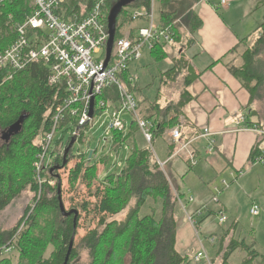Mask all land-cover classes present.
Segmentation results:
<instances>
[{
    "label": "trees",
    "instance_id": "trees-1",
    "mask_svg": "<svg viewBox=\"0 0 264 264\" xmlns=\"http://www.w3.org/2000/svg\"><path fill=\"white\" fill-rule=\"evenodd\" d=\"M0 1V51H3L16 40L18 24L23 23L31 14L32 0ZM97 1L99 0H65L61 14H64L63 17L67 21L72 20L74 15L83 14L84 17ZM105 1L104 21L108 27L109 14L119 0ZM201 1L203 0H156L160 8L159 23L163 27H170L178 21L181 23L175 28L179 61L160 75V85H163L165 90L178 83L179 79H184L177 102L165 100L164 103V91L161 92L160 89L155 99L151 100L144 96V89H140L138 83L131 87L126 81L127 73L122 75L129 91L138 99L140 115L153 124V143L164 137L168 131L182 125L185 109L194 99L189 88L199 75L193 65L183 59L186 47H181L183 36L180 31L184 27L194 33L202 27V21L195 12V6ZM256 2V6H264V0ZM150 6L151 0H135L122 10L116 21L115 40L122 37L127 28L135 26L131 17L132 11H148ZM257 33L258 38L252 46H247L249 40L245 39L233 50L237 52L244 47L240 56L241 65L230 66L233 76L250 94L251 103L260 99L259 92L264 87V22L258 27ZM186 43L191 49L192 42L189 40ZM170 51L161 46L152 51L150 56L158 63L168 59ZM182 70L184 76L180 78ZM49 73V68L34 64L13 74L10 79L7 70H0V130L2 133L9 131L22 116L27 117L21 132L0 147V215L24 192L31 191L34 194L33 205L28 206L18 225L12 229L0 230V264H65L70 242L74 235L76 238L79 219L75 224L74 215L63 216L60 209L59 185L56 189L48 185L41 188L35 180L34 164L40 151L36 141L51 130L55 108L65 95L63 86L49 85ZM149 87L150 85L146 86ZM100 99L118 102L116 88L111 87L104 91ZM254 114L251 110L250 115ZM245 126L255 125L249 119ZM137 132L139 129L135 122L131 124L127 134L114 132L111 150L121 154L125 146L130 149L125 165L118 173L106 175L105 180L101 181L103 187L97 188L91 194L94 202L86 200L79 205L84 213H92L98 219L97 228L90 230L81 241L89 252L90 262L87 264H190L191 259L181 255L176 249L179 205L176 193L166 171L158 164L153 150L150 147H137ZM83 140L84 138L80 139V143H83ZM176 151L177 145H171L170 157ZM257 151L255 149L251 154L253 165L256 164L255 158L259 156ZM96 153L94 152V156ZM70 154L67 165L73 157L72 151ZM81 158L82 162L76 164L70 172V186L73 187L76 181L81 179L92 189L94 181L98 180L97 165L88 162L89 154ZM106 161V157L102 158V162ZM63 162L64 159L60 157L55 167H61ZM56 174L57 172H54L43 176L53 178ZM47 190H54L52 198L48 197ZM151 200L155 208H151V213L143 216L142 209ZM157 206L160 207V214H157ZM199 224L200 221L196 231L199 230ZM50 246L54 248L46 256ZM239 248L248 253L245 264H254L256 261L264 264V256L254 247L240 241H232L229 244L223 255V264H226L232 253ZM77 257L78 252L74 244L68 264H76L74 261Z\"/></svg>",
    "mask_w": 264,
    "mask_h": 264
},
{
    "label": "built area",
    "instance_id": "built-area-1",
    "mask_svg": "<svg viewBox=\"0 0 264 264\" xmlns=\"http://www.w3.org/2000/svg\"><path fill=\"white\" fill-rule=\"evenodd\" d=\"M64 1L32 0V12L23 23L18 24L16 40L10 47L0 51V70H7L10 79L13 74L23 71L29 65H43L50 70L49 85L64 87L65 95L55 108L51 119V130L45 133L39 142L40 151L34 166L35 180L41 188L45 185L55 188L57 178H45L43 175L51 173L59 156L64 155L65 149L73 137H76V143L84 138L85 130L94 123L98 116L97 113L100 111L102 112L99 116H103L109 108L114 109L105 133L106 142L110 143V150L114 132L125 134L129 132L130 126L128 127V123L122 119L124 114H130L133 117V122L136 123L144 140L153 149V124L140 115L138 99L129 91L126 81L130 83L131 87L138 83L139 77L131 71V67L145 57V52L151 53L161 46L167 49H177L175 28L181 24L178 21L170 27H163L155 19L156 0H151L148 11L135 10L131 12L133 21L141 23L142 26L137 27L135 25L132 29L126 30L122 37L115 40L111 59L105 66L109 42V31L104 21L106 1H97L88 15L84 17L83 14L81 16L74 15L70 21L64 19V14H61ZM221 2L222 5H226V0ZM182 29L186 28L182 27ZM201 52V48H198L197 53ZM125 73L128 74L126 81L122 78ZM152 73H155L154 69H152ZM111 87L116 88L118 93L119 101L116 103L100 99L103 92ZM93 99L95 100V107L94 115L91 118ZM245 121L246 117H242L240 122L246 123ZM61 125L73 127L66 143L57 140L58 133L64 128ZM182 129L183 125L170 131V138L174 145L182 144L184 139ZM240 130L253 132L264 137V130H259L256 127L245 126ZM213 135L208 129H205L201 135V138L208 140L207 152L209 155L214 153L215 140ZM55 142L57 144L54 147ZM186 143L176 151L175 155H179L188 148L189 144L186 145ZM123 151L130 152V149L125 146ZM88 154H90L89 148L84 153L77 156L73 155L72 161L76 158L77 162H82L81 156L85 157ZM121 154L112 150L110 154V158L117 159L115 165L120 170L123 169L124 160L127 159L122 160ZM93 158L94 152L91 161ZM191 160L193 164H196L193 157ZM157 161L165 171L168 161ZM255 163L264 165V149L255 158ZM103 167L105 168V166ZM238 175L242 177L244 171H240ZM234 177L237 178L238 176L234 175ZM222 186L223 189H227L230 187V183L224 180ZM214 192L212 201L217 203L218 194L221 192L219 187H215ZM179 195L176 194L178 204L185 212L183 199ZM193 201V197L188 198V203H193ZM206 209L207 206L199 209L193 216H187L189 223L195 230L198 220L205 216ZM251 215L254 217L260 215L259 206L254 205L252 207ZM219 222L220 224L227 222L224 213L220 214ZM211 242H214V239H211ZM205 257L207 258L204 253L200 252L195 257V261L200 262Z\"/></svg>",
    "mask_w": 264,
    "mask_h": 264
},
{
    "label": "rangeland",
    "instance_id": "rangeland-1",
    "mask_svg": "<svg viewBox=\"0 0 264 264\" xmlns=\"http://www.w3.org/2000/svg\"><path fill=\"white\" fill-rule=\"evenodd\" d=\"M207 2L212 3L213 1L204 0V2L201 3L202 5L200 6V10H204V13H206L207 10ZM251 4H252V0H242L239 3L232 4L233 6H235L236 9H238L235 16H237L240 13L239 19H243L242 11L246 9V11H244V16L248 17V20L252 25L249 35L254 34L253 39L255 38L252 42L249 43V45L246 44L249 47L252 46L253 42L258 38L259 34L256 32V30L264 22V6L260 5L258 7L256 6L257 4L256 2L255 7L253 9L252 6H250ZM249 6L250 8H248ZM223 13L224 10L220 9L219 15L222 16ZM155 19L156 21L160 20V8L158 3H156ZM135 25L137 27L142 26L141 23H135ZM219 27L223 31L226 30L221 23H219ZM132 28H127V30ZM228 28H229V35L232 33L234 34V32L236 31V30L232 31L230 27ZM202 32L208 35V37L211 34H217L216 31L212 32L211 29H207L206 27L202 28ZM200 34L201 33L198 31L193 35L199 38ZM182 36H183L182 44L183 46H186L187 36L185 35L184 32ZM170 50L171 53L168 59L158 63L153 61L152 57L150 56V53L145 52V57L131 67V71L136 73L139 77L138 87L140 89H144L143 90L144 96L146 95L151 100L155 99L159 89L161 90V92L164 91L163 93L164 103L165 100L167 101L173 100L174 102H177L179 100V95L183 88L182 82L184 79L181 77L184 76V70H182V73L180 74L181 76L179 75L181 79H179L178 83L171 86L168 90H165V87H163V85H160L161 73H164L167 70L171 69L176 64V62L179 61V55L177 53L178 49L177 50L170 49ZM243 51H244V47H241L237 52L234 53V55H230L229 57H227L225 61L226 66L241 65V60L239 59ZM183 59L184 61H187L190 64H192L195 67L196 71H203L207 67L212 65L214 62H216V60L214 61L207 60V57L195 56L193 51L188 47L184 50ZM150 67H154L157 70V74L154 76L146 77V74L149 72ZM148 85H150V87L146 88V86ZM189 91L191 94L194 95L193 88H190ZM259 98L260 99H256L252 103L250 102L251 103L250 105L259 102L260 106L264 108V87L260 89ZM252 109L253 107L249 106L246 109H239L234 114H230L229 115L230 120L233 121V125L235 126L237 121L242 117H246L247 119L249 118L251 122H254L253 121L254 116L250 115ZM113 112L114 109L109 108L107 110V113L104 114L103 116L98 115L94 123L90 124V127L87 130H85L83 143L77 142L74 145L73 149L71 150L73 155L77 156L78 154L84 153L89 148L90 152H97L93 160L91 161V164L97 165V163L100 162L103 166H105L104 168L101 164L97 165L96 176L98 180L94 181L92 189L87 187L86 183H83L81 179H78L75 185H73V187L70 186L71 183L70 172L72 169L75 168L76 164L79 163L77 162L76 158L74 159V161H72L71 159L70 163L65 168L60 169L56 174L57 179H56V186L54 189L57 188L59 183L61 184L62 200L65 209L67 211L77 210L79 212L78 229L75 238V246L78 252V257L74 261V263L76 264H85V263L87 264L90 262L89 252L87 251L85 246L81 243V241L88 234L90 230L97 228L98 225V219L92 213L90 215L84 213L79 205H81L86 200L94 202L95 200L94 198L91 197V194H93L97 188L103 187L101 185V181L105 180L106 175L112 173H118L120 170L115 165L117 159L115 160L113 158H110V154H111L110 143L106 142V135H105L108 125L110 124L111 116ZM184 117H185L184 122L187 123L185 127L187 134L182 144L177 145V150L181 148L186 142H188L191 139V137L196 136L204 131V129L199 131L200 128H196L191 125L192 118L190 115H188L187 109L185 111ZM122 119L128 123V127L131 126V124L134 121L133 117L130 114H124L122 116ZM72 130H73L72 126L70 125L64 126L63 130L58 133L57 140L66 143L69 139ZM136 139H137L136 140L137 147L139 149L150 147L144 140L140 131L137 132ZM4 142L6 143V141L3 140V133L0 130V146H3ZM39 142L40 140L36 141L37 144H39ZM56 144L57 142H55L54 147ZM172 144L173 142L171 138L167 136H164L154 141L152 150L155 153L157 160L160 159L163 162L164 156L166 158L170 156V146ZM196 148L200 150L201 156H205V157L209 156L207 152V141L206 142L200 141L196 143L195 145H193V148H191L190 150L194 151V149ZM260 149L261 150L264 149V142L260 144ZM206 152L208 155H205ZM218 152L219 151L216 140L213 154L216 156L218 155ZM70 155L71 154L68 155V158L71 157ZM128 155L129 152L123 151L121 154L122 160L127 158ZM60 157L64 159V155L59 156V158ZM104 157H107L106 163L102 162V158ZM197 158H199V156H197ZM208 158L209 157H207V159ZM211 159L214 160L213 158ZM205 160L206 159L202 158V160L199 161H201L202 164H205L206 162H208ZM174 161H175L174 165H172L173 164L172 163L171 165L166 166V168L167 170L168 169L170 170L171 172L170 175L174 183H176V181L178 182V184L181 187L180 191L182 192L183 185L186 184L187 180L185 176H183V174H180L179 168H181V166H185L188 169V171L191 169L190 168L191 164L188 160L187 152L179 155V157H177V159H175ZM250 165L251 164L249 162L248 166ZM254 165L256 166L252 167L251 173H248L242 178L240 177L239 180H237L236 182L234 181L235 183H232L231 179H229V177L225 175L227 173L225 171V168H227L228 166L225 165L224 161H222L221 164L216 162L213 165L217 174L213 172L216 175H214L213 176L214 178H211V180L207 182L210 191L208 186H205L209 194L205 197V206H207V209L204 212L205 213L204 217L206 218L200 219L199 230L196 231L197 233L193 231V235L191 234L187 226V224L190 225L188 219H186L187 216L186 217L181 216L180 212L178 211L177 219L180 228L179 229L180 235L182 234L181 241L183 242L182 253L180 252L179 253L183 256H188L191 259L190 264H223V255L228 250V246L229 244H231L232 241L245 242L248 246L254 247V249L260 255L264 256V165L260 163ZM203 166L208 168L207 165H203ZM191 170L193 171V169ZM244 170L247 171V169ZM190 176L191 178H193L194 174L192 173V175ZM259 176H260V180H259ZM224 180L228 181L229 183H232L230 184V187L227 189H223L222 182ZM215 187H219L221 191L218 194L217 203L212 201L215 195L214 192ZM53 191L47 190L46 193H48V197L52 198L54 196ZM182 193L184 194H180V195H183V204L187 212H190L191 203H188V197L190 195L185 193V191ZM194 196L195 195L193 193L192 197ZM33 198H34V194L31 191H26L22 194L21 197L16 199L12 203V205L4 213L0 215V230H8L15 228L18 225L21 218L23 217V215L25 214L28 206L33 205L34 203ZM254 205H258L260 208V215L256 217L251 215V209ZM151 208H155V204L153 203L152 200L147 202V204L142 209L141 214L143 216L150 214ZM156 211L157 214H160L159 206H157ZM181 212L185 215L182 209ZM221 213H224V215L227 218V222L224 224H220L219 222V216ZM211 239H214V242H211ZM53 248H54L53 246L49 247L46 256H48L51 253ZM200 252L204 253L209 261L205 257L200 262H196L195 257ZM247 258H248V253L245 250L239 248L232 253L226 264H245ZM254 264H259V263L258 261H256L254 262Z\"/></svg>",
    "mask_w": 264,
    "mask_h": 264
},
{
    "label": "crops",
    "instance_id": "crops-1",
    "mask_svg": "<svg viewBox=\"0 0 264 264\" xmlns=\"http://www.w3.org/2000/svg\"><path fill=\"white\" fill-rule=\"evenodd\" d=\"M211 1L213 2H207L206 13H204V10H200V6L202 5L201 3H203L204 0L201 1L197 6H195V12L197 13L199 19L202 21V27L196 31H199L201 33L199 35V38L193 35L196 32L192 33L188 29H181L180 31L181 34H183V32L185 33V35L187 36V41L190 40L192 42L191 50L193 51L195 56L207 57V60L209 61L216 60V62H214L203 71H196L195 67L193 66L196 74L199 75V77L190 87L193 88L194 95H192L194 99L186 109L188 115H190L192 118L191 125L193 127L200 128L199 131L208 129L214 134L213 138L215 141L217 140L219 151L218 155H216L218 157L213 154L207 156L209 157L207 159V157L201 156V152L198 148L194 149V151L190 150L191 148H193V145L200 141H207L208 145V140L201 138V135L203 133L202 132L196 136L191 137L189 142L186 143V145L189 144L188 148L179 154L181 155L187 152V157L191 164L190 168L193 169V171L191 169L188 171L185 166H181V168H179L180 174H183V176H185L187 180L186 184L183 185L182 192L185 191V193L190 195L189 197H192L193 193L195 195L193 197V203L190 204V212H187L186 209L184 212L180 205H178L177 213L179 211L180 215L185 217L193 216L199 209L205 206V197L209 195L208 190L205 188V186H208L207 182L211 180V178H214L213 176L217 174L215 168L213 167L216 162L221 164L222 161H224L225 165L228 166L227 168H225V171L227 172L225 175H227L229 179H231L232 183H235L240 179V176L238 175L240 171H244V175L242 176L244 177L248 173H251L253 166H256L251 164V154L255 149L256 151L258 150L257 152H259L258 154H260V144L264 142L263 136L255 134L253 132L240 130L245 127V124L240 122L241 118L234 126L233 121L230 120L229 116L230 114H234L235 112H237L239 109H246L249 106H252V110L255 112V114L253 117L254 122L251 123L255 125L254 127L258 128L259 130H264V108L260 106L259 102L250 105V95L245 90L241 82H239L233 76L230 71V66H226L225 64L226 58L230 55H234L235 52L233 50L239 44H241L243 40H249L247 42L249 44L255 39H253L254 34L249 35L252 25L250 24L248 17L244 16V11H246V9L242 11L243 19H239L240 13L235 16L238 9H236L232 4L239 3L242 0H226V5H222V0ZM255 3L256 0H252V4L250 6H252L253 9L255 7ZM250 6L248 8H250ZM220 9L224 10L222 16L219 15ZM219 23H221L226 30L223 31L222 29H220ZM204 27H206L207 29H211L212 32L216 31L217 34H211L208 37V35L202 32V28ZM228 27H230L232 31L236 30L234 34L232 33L229 35ZM181 47L182 49H185V47L187 48L188 46H183V44H181ZM198 48H201V53H197ZM239 60H241V58ZM152 69L155 70V73H152ZM156 74L157 70L154 67H150L149 72L146 74V77L154 76ZM184 119L185 117H183L181 121L183 125L182 133L185 139L187 134L185 127L187 123L184 122ZM246 121H249V119L246 118ZM169 132L170 131H168L165 136L170 138ZM179 155L174 154L173 156H169L168 158L164 156L163 162L168 161L167 166L171 165L172 163V165H174V160L177 159ZM205 155H208L207 152ZM197 156H199V158H197ZM191 157L196 160L195 165H192ZM202 158L206 159L205 161L208 162L202 164L201 161H199L202 160ZM211 158H213L215 162ZM249 162L252 166H248ZM203 165H207L208 168ZM244 169H247V171H245ZM165 171L170 179L173 191L176 194H184L180 191L181 187L178 182L176 181V183H174L170 175V170H167L166 168ZM213 172H215L216 174H214ZM192 173L194 174L193 178H191L190 176L192 175ZM234 175L238 177L235 178ZM181 209L183 210L185 215L181 212ZM187 226L189 228V231L193 235V231L196 232V230L191 224H187ZM191 227L193 230L191 229ZM179 229L180 228L178 225L176 249L178 252L182 253L183 242L181 241L182 234L180 235Z\"/></svg>",
    "mask_w": 264,
    "mask_h": 264
},
{
    "label": "water",
    "instance_id": "water-1",
    "mask_svg": "<svg viewBox=\"0 0 264 264\" xmlns=\"http://www.w3.org/2000/svg\"><path fill=\"white\" fill-rule=\"evenodd\" d=\"M135 0H119L114 7L112 8L109 17H108V31H109V42H108V46H107V59L105 62V66L108 65L111 56H112V52H113V46H114V42H115V34H116V21L118 16L120 15V13L122 12V10H124L125 8H127L130 4H132ZM94 107H95V100L93 99L91 102V113L90 116L91 118L94 115ZM27 119V117L22 116L19 121L17 122V124L9 131H5L3 132V137L4 140H10L13 136L18 135L22 128H23V124L25 122V120ZM76 137H73L68 145V147L65 149L64 152V162L63 165L61 167H55L52 169L51 173H54L55 171H59L62 168H65V166L67 165V158L68 155L70 154L71 150L73 149L74 145L76 144ZM93 156V152H90L89 154V162L91 161V158ZM58 193H59V201H60V209L61 212L63 214L64 217H70L72 215L75 216L74 221L76 224V220L78 219V215L79 212L77 210H70L67 211L65 209L62 197H61V184H59V188H58ZM75 244V235L73 236L71 242H70V246H69V251L65 260V264L69 263L70 260V255H71V251L74 247Z\"/></svg>",
    "mask_w": 264,
    "mask_h": 264
},
{
    "label": "flooded vegetation",
    "instance_id": "flooded-vegetation-1",
    "mask_svg": "<svg viewBox=\"0 0 264 264\" xmlns=\"http://www.w3.org/2000/svg\"><path fill=\"white\" fill-rule=\"evenodd\" d=\"M3 140H4V137H3ZM4 141H6V140H4ZM7 141H9V140H7ZM7 141H6V142H7ZM4 143H5V142H4ZM0 147H2V146H0Z\"/></svg>",
    "mask_w": 264,
    "mask_h": 264
}]
</instances>
